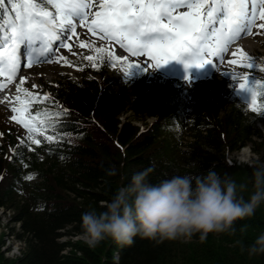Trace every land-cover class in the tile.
<instances>
[{"label": "trees", "instance_id": "16d2710c", "mask_svg": "<svg viewBox=\"0 0 264 264\" xmlns=\"http://www.w3.org/2000/svg\"><path fill=\"white\" fill-rule=\"evenodd\" d=\"M221 92L222 87L199 91L195 111L187 117L193 124L180 141L171 133V119H166L171 109L181 119L186 114L184 106H176V96L174 108L164 103L159 112L146 109L156 122L142 130L135 121L119 118L123 95L102 92L96 82L88 88L63 85L57 97L77 115L64 118L67 135L60 145L30 151L10 132L0 145V210L10 214L11 233L23 245L20 255L7 257L6 240L0 236V264H264V254L249 256L242 247L264 231V205L238 220L235 233L210 232L203 240L198 233L162 242L137 236L124 247L110 240L96 247L72 240L80 238L83 211L100 209L117 185L149 166L154 169L152 182L173 174L195 176L214 167L250 187L254 165L238 164L227 155L251 144L254 162H264V132L238 105L228 108ZM141 119L146 121V115Z\"/></svg>", "mask_w": 264, "mask_h": 264}, {"label": "snow or ice", "instance_id": "6c2138e0", "mask_svg": "<svg viewBox=\"0 0 264 264\" xmlns=\"http://www.w3.org/2000/svg\"><path fill=\"white\" fill-rule=\"evenodd\" d=\"M7 4L13 16L0 22V76L8 79L21 71L22 61L31 66L34 58L48 59L56 53L53 42L71 48L67 38L79 36L77 22L134 55L146 53L155 61L154 68L170 60H181L185 68L208 62L218 67L216 61L223 63L230 51L239 55L230 63L252 68V57L239 44L233 50V45L253 28L264 29V0H7ZM8 11L6 0H0V17L6 18ZM89 47H95L98 59L105 53L113 63L125 59L104 45ZM133 66L144 70L143 65ZM243 75L247 77V73ZM185 79L190 80V76ZM5 83L0 81V88ZM17 88L23 95L14 98L17 103L11 107L16 114L12 119L23 125L28 140H32L54 122L40 110L30 111L37 94L20 85ZM239 88L249 93L251 107L264 109V105L257 107V96L264 95V81H242ZM45 137L49 141L56 138L47 133ZM35 143L41 141L36 139Z\"/></svg>", "mask_w": 264, "mask_h": 264}, {"label": "clouds", "instance_id": "9594fccd", "mask_svg": "<svg viewBox=\"0 0 264 264\" xmlns=\"http://www.w3.org/2000/svg\"><path fill=\"white\" fill-rule=\"evenodd\" d=\"M252 163L250 187L247 181L222 176L214 167L157 182L149 179L152 166L135 171L101 202L100 209L81 213L80 238L89 247L104 240L124 247L137 236L162 242L191 239L197 233L201 240L210 232L235 233L238 220L264 205V162ZM242 247L249 256L264 254V231Z\"/></svg>", "mask_w": 264, "mask_h": 264}, {"label": "rangeland", "instance_id": "374dc122", "mask_svg": "<svg viewBox=\"0 0 264 264\" xmlns=\"http://www.w3.org/2000/svg\"><path fill=\"white\" fill-rule=\"evenodd\" d=\"M257 40H260L261 43L259 42V54L263 55L264 54V29L261 30V37L257 38ZM104 45V44H98L96 45L97 47ZM105 47L108 48V46L104 45ZM256 49V48H255ZM95 51V50H94ZM231 60H237L236 56H230L228 59L229 64ZM139 63L144 66V73H147L142 80H138L134 82V85H127L125 82L120 81L119 79V74L116 69L109 70L107 72H99L101 78L103 77L108 84L109 88L112 90H118L122 91L124 95H127L130 99V102H125V104L121 105L118 109V114L119 118L122 121H125L127 119H131L137 123V125L142 124V119L141 116H143L144 113L143 111L140 110V108H147L150 106H155L158 105L162 102V98H158V91L156 89L155 84H148L150 80L154 79V74H159L153 67L150 65L148 62V59L146 57H139V58H130L128 61V64H133V63ZM224 66L222 67V70L217 73L214 77H221L223 74V71L225 70ZM68 70L69 68L67 66H63L61 64L55 65L53 67H41L36 70L34 75L36 76L35 80H31L32 84H40L42 82L44 83H55L59 79L65 78V76L68 75ZM83 72V71H82ZM134 74L135 71L132 70H126L125 74ZM83 73H86L83 72ZM122 73V72H121ZM136 74H139V72L136 69ZM73 76H75V72L73 73ZM42 77V78H40ZM213 78V77H212ZM211 79V78H210ZM39 81L40 83L36 82ZM105 81L101 80V82L105 83ZM24 84V83H23ZM193 86V83H187V87L190 88ZM196 85H194L190 92H192L195 88ZM24 87V85H23ZM25 88V87H24ZM21 91L19 90L18 95ZM13 94L15 95V92L13 91ZM6 99V101H5ZM12 99H8L7 96L5 98L0 100V119L3 117L4 112L10 113L12 116L14 114L11 105L17 103L16 100L11 101ZM1 101L6 102L4 105L1 103ZM138 111L135 112V106ZM140 111V112H139ZM148 121H150V118H147ZM256 127L261 128L264 130V125L262 123H257ZM233 158H235L238 163H248L250 165H253L252 162L256 159V156L254 155L251 146L249 145L246 148L241 149L239 152L235 153L233 155ZM9 215L5 213L4 209L0 210V236L6 240V244L3 245V251H5L6 256L10 258H14L18 255L21 254L22 251V242H20L18 239H16L12 235V225L9 224ZM67 239V238H66ZM73 241L76 240H82L78 237L72 238ZM83 241V240H82ZM8 251V252H7Z\"/></svg>", "mask_w": 264, "mask_h": 264}, {"label": "bare ground", "instance_id": "6f19581e", "mask_svg": "<svg viewBox=\"0 0 264 264\" xmlns=\"http://www.w3.org/2000/svg\"><path fill=\"white\" fill-rule=\"evenodd\" d=\"M243 45L245 46V48L248 51H254L256 48V44H254V42H252V40H247L243 43ZM6 209V208H5ZM79 242V241H78Z\"/></svg>", "mask_w": 264, "mask_h": 264}]
</instances>
